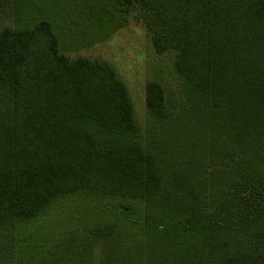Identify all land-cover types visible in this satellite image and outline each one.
I'll list each match as a JSON object with an SVG mask.
<instances>
[{"label": "trees", "instance_id": "trees-1", "mask_svg": "<svg viewBox=\"0 0 264 264\" xmlns=\"http://www.w3.org/2000/svg\"><path fill=\"white\" fill-rule=\"evenodd\" d=\"M173 54L183 107L148 82L142 134L114 69L60 53L48 20L0 30V230L82 195L144 202L180 244L169 264H264V0H115ZM244 187L238 213L198 204L208 180ZM180 234L184 241L175 235Z\"/></svg>", "mask_w": 264, "mask_h": 264}, {"label": "rangeland", "instance_id": "rangeland-1", "mask_svg": "<svg viewBox=\"0 0 264 264\" xmlns=\"http://www.w3.org/2000/svg\"><path fill=\"white\" fill-rule=\"evenodd\" d=\"M41 20L52 24L62 55L114 69L143 135L159 129L146 109L148 82L163 87L172 112L181 111L184 96L173 54L155 52L138 11L123 13L115 0H0V30ZM204 186L197 201L205 209L221 201L238 213L244 205L239 181L222 176ZM161 227H168L162 214L144 202L64 197L36 219L0 230V264H169L180 244L157 234Z\"/></svg>", "mask_w": 264, "mask_h": 264}]
</instances>
